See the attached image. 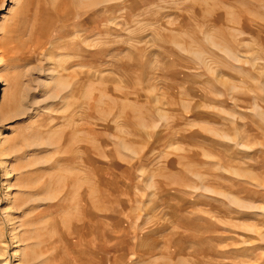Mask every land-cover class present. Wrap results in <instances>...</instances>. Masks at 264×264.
Instances as JSON below:
<instances>
[{"label":"rangeland","instance_id":"rangeland-1","mask_svg":"<svg viewBox=\"0 0 264 264\" xmlns=\"http://www.w3.org/2000/svg\"><path fill=\"white\" fill-rule=\"evenodd\" d=\"M0 264H264V0H0Z\"/></svg>","mask_w":264,"mask_h":264},{"label":"bare ground","instance_id":"bare-ground-1","mask_svg":"<svg viewBox=\"0 0 264 264\" xmlns=\"http://www.w3.org/2000/svg\"><path fill=\"white\" fill-rule=\"evenodd\" d=\"M81 194H82V193H81ZM81 194H80V195H81ZM81 196H82V195H81Z\"/></svg>","mask_w":264,"mask_h":264}]
</instances>
